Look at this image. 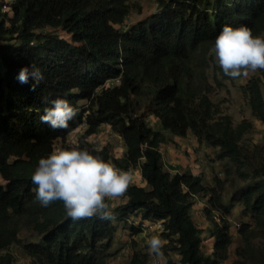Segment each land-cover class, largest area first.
<instances>
[{"label":"trees","instance_id":"obj_1","mask_svg":"<svg viewBox=\"0 0 264 264\" xmlns=\"http://www.w3.org/2000/svg\"><path fill=\"white\" fill-rule=\"evenodd\" d=\"M132 2L0 0V264H12L8 249L20 242L25 225L38 234L26 244L31 264H108L118 230L115 219L127 221L131 215L163 220L167 264H225L228 259L232 203L224 202L217 188L207 187L202 175L166 170L160 145L167 140L166 131L179 136L191 132L239 166L250 160L241 142L253 124L235 126L231 115H218L204 65L225 25L248 26L262 36L264 0H157L155 13L125 26ZM48 27L61 28L70 39ZM31 64L44 76L35 91L34 80L22 84L17 78ZM109 80L119 83L106 87ZM244 91L252 114L264 123L260 81L250 80ZM96 97L102 102L99 108L89 106ZM57 98L78 110L67 129L53 130L40 120ZM103 123L122 136L126 148L121 157L111 156L107 147L96 153L87 140ZM83 124L87 128L79 147L118 168H141L144 183L132 181L126 201L113 208L114 220H73L61 202L43 207L35 200L31 175L39 159ZM253 153L264 156V145L255 146ZM240 175L256 181L232 199L241 201L264 230V157L251 174ZM199 193L209 195L207 217L222 216L211 229L215 241L210 254L202 250L203 229L192 214ZM129 228L132 234L141 231L140 225ZM172 252L181 256L180 262ZM130 264H149L147 255L135 251ZM237 264H264V256Z\"/></svg>","mask_w":264,"mask_h":264},{"label":"rangeland","instance_id":"obj_2","mask_svg":"<svg viewBox=\"0 0 264 264\" xmlns=\"http://www.w3.org/2000/svg\"><path fill=\"white\" fill-rule=\"evenodd\" d=\"M132 7V11L125 21V26L134 24L155 13L158 10V2L157 0H133ZM45 30H53L70 39V35L61 28L48 27ZM262 36H264V33H262ZM205 57V75L210 88L209 97L214 103L218 115H231L235 126L245 121H250L253 124L245 133L241 142L244 152L250 160L239 166L231 160L230 156L220 155L219 147L210 146L206 142H199L197 137L191 132L187 134L188 136H179L166 131L167 140L161 143L160 150L163 154V163L166 170L172 174L192 171L202 175L203 183L207 187L217 188L221 192L224 202L232 203V210L227 218L231 223L233 242L229 249V257L224 263L237 264L238 261L251 263L253 260L264 256V230L256 226L254 217L250 212L244 210L243 203L233 200L232 196L237 193L238 197L239 193L245 190L247 186L254 184L255 179L251 176L247 178L241 177L240 172L251 174L254 166L258 165V162L262 161L264 157L263 155L257 157L253 153L255 146L264 145V123L252 114L248 96L244 91V86L250 80L257 79L260 81L264 92V71L258 70L255 73H250L246 78L232 79L225 76L222 69L215 63L214 54L209 51ZM117 83H119L118 80H109L105 86ZM82 103H87V101ZM101 105L102 102L99 97L92 99L89 104V106L94 108H99ZM149 120L153 126L158 128L155 116L150 115ZM86 128V124L79 126L66 138L58 139L54 147L76 145ZM87 140L95 148L102 149L107 147L111 156L114 157H121L126 148L122 136L115 132L108 123L101 124L99 130L89 135ZM131 172L132 181L136 180L137 177L139 178V183H144L139 165L132 169ZM208 198L209 195L207 194H197L194 197L195 204L192 210L195 222L203 229L202 250L206 254L213 252L215 239L211 238V229L216 221L222 222V216H220L219 212L212 218L207 217L204 208L208 203ZM126 199V196L123 198H112L111 204L115 208L117 205L123 204ZM140 221L141 218L136 215H131L127 221L125 219H115L118 230L114 244L110 249L111 255L108 259V264H130L135 251L146 254L148 263L154 264V258L148 252L147 240L152 235H160L162 239L168 241L162 236L164 225L148 224L141 227L139 233L132 234L129 225L134 224L136 226L135 223ZM244 225L247 226L245 234L241 232V227ZM19 235L20 242L13 244L8 249L13 255L12 264H31L32 259L27 251L26 244L36 241L38 234L25 225ZM247 238L250 240L248 241ZM171 255L176 261L180 262L181 256L178 253L172 252Z\"/></svg>","mask_w":264,"mask_h":264},{"label":"clouds","instance_id":"obj_3","mask_svg":"<svg viewBox=\"0 0 264 264\" xmlns=\"http://www.w3.org/2000/svg\"><path fill=\"white\" fill-rule=\"evenodd\" d=\"M210 52L224 75L232 79L264 71V36L254 35L248 26L225 25L215 37ZM17 78L22 84H27L30 78L34 80L32 90L35 91L44 76L31 64L30 68L22 67ZM51 104L40 117L41 122L49 124L53 130L67 129L78 110L63 98L52 100ZM100 151L102 149H95L96 153ZM132 179L130 169L118 168L78 144L54 147L46 157L39 159L31 175V182L36 186L35 200L43 207L61 202L66 215L73 220L93 217L114 220L111 200L125 197ZM166 244L160 235H152L147 240L154 264H167L163 252Z\"/></svg>","mask_w":264,"mask_h":264},{"label":"built area","instance_id":"obj_4","mask_svg":"<svg viewBox=\"0 0 264 264\" xmlns=\"http://www.w3.org/2000/svg\"><path fill=\"white\" fill-rule=\"evenodd\" d=\"M4 8H7V6L4 5ZM158 224V225H163V220H157V221H150V220H141L140 222H136V225H141V227L146 226L148 224ZM239 226V225H238Z\"/></svg>","mask_w":264,"mask_h":264},{"label":"crops","instance_id":"obj_5","mask_svg":"<svg viewBox=\"0 0 264 264\" xmlns=\"http://www.w3.org/2000/svg\"><path fill=\"white\" fill-rule=\"evenodd\" d=\"M188 136V135H187ZM197 140V139H196ZM136 180L139 181V178L136 177Z\"/></svg>","mask_w":264,"mask_h":264}]
</instances>
